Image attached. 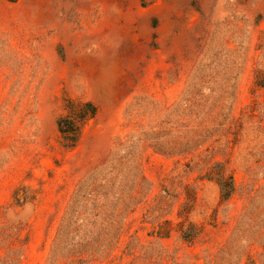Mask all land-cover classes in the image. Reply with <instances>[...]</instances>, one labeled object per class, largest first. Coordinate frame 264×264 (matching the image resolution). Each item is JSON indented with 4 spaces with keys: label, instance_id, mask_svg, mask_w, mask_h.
<instances>
[{
    "label": "rangeland",
    "instance_id": "1",
    "mask_svg": "<svg viewBox=\"0 0 264 264\" xmlns=\"http://www.w3.org/2000/svg\"><path fill=\"white\" fill-rule=\"evenodd\" d=\"M258 81L264 0H0V264H264Z\"/></svg>",
    "mask_w": 264,
    "mask_h": 264
},
{
    "label": "trees",
    "instance_id": "2",
    "mask_svg": "<svg viewBox=\"0 0 264 264\" xmlns=\"http://www.w3.org/2000/svg\"><path fill=\"white\" fill-rule=\"evenodd\" d=\"M143 1V0H142ZM259 86H264L263 81L256 82ZM97 115L96 106L89 101L67 100L63 106V113L56 119L55 125L62 145L72 149L78 143L84 126ZM217 174V173H216ZM216 182L220 187V195L223 200H227L234 191V185L230 177H224L219 172ZM195 228L190 226L182 233L185 241H191ZM193 231V232H192Z\"/></svg>",
    "mask_w": 264,
    "mask_h": 264
}]
</instances>
